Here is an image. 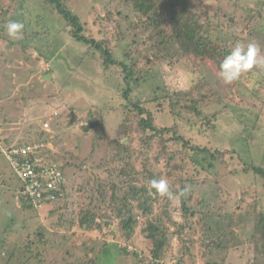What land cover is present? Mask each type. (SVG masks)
<instances>
[{"label":"rangeland","instance_id":"rangeland-1","mask_svg":"<svg viewBox=\"0 0 264 264\" xmlns=\"http://www.w3.org/2000/svg\"><path fill=\"white\" fill-rule=\"evenodd\" d=\"M247 1L256 15L258 10L264 11V0ZM190 3L198 15L213 17L212 13L218 12L225 25L223 30L229 31L225 35L223 30H208L213 44L206 48L209 59L200 67L183 52L186 44L177 46L172 41L162 46L163 37L155 38L157 47L161 46L159 61H155L150 35L140 25L141 14L131 5L120 0H70V6L88 25L86 35L94 36L101 44L111 40L118 60L130 63L125 58L127 52L135 55L149 52L154 61V80L150 78L148 84L142 83L140 77L135 80L138 88L134 96L144 102L149 113V116L145 114L147 124L160 136L151 142L149 157L145 156L150 158V166L142 168L145 163L139 157L134 161L137 174L127 178H121L117 169L121 166L113 164L120 150L111 147L114 138L124 145L131 140L117 134L125 104L120 101L121 85L115 89L122 83L118 78L120 71H111L104 78L106 84L98 86L101 69L94 58L100 55L75 42L68 33L53 42L35 38L26 50L15 46L13 40H6V35L0 39L1 145L7 148L43 140L46 142L43 154L67 167L65 201H57L40 211H25L17 193L22 183L7 156L0 154V244L19 245L10 251L14 255L11 264H92L89 259H96L103 250V261L110 262L116 253L112 246L107 249L106 246L112 244L120 249L128 246L137 249L142 253L141 258L132 252L127 259L132 264H147L157 242L149 237L150 221L161 230L168 227L170 249L166 248L164 255L168 260L175 258L186 264H222L223 261L254 264L256 247L262 250L257 251L258 256L264 255V241H261L264 233H256L257 214L264 213V181L249 171L251 166L264 169V64L257 72L252 69L242 74V82L238 84H225L219 76L223 61L220 49L231 51L237 42L245 45L255 42L264 57V20L256 23L253 19L250 24L242 19V12L236 15L232 9L234 2L230 0H190ZM0 4L4 8L14 7L11 3ZM201 18L206 20L204 16ZM160 31L166 28L160 27L155 32ZM44 56L48 59H43ZM203 79L208 81L207 86L200 83ZM186 92L197 100L200 95L206 96L201 103L204 117L188 118L184 109V121L177 118L178 112H173L172 105H179L178 97ZM227 105L233 106L231 112ZM91 111H95L92 117L104 122L105 130L95 129L97 122L88 118ZM215 112L221 114L218 122H209ZM259 119L261 122L257 124ZM45 121L50 123L48 131L43 127ZM246 131L252 132V138H248L252 143ZM136 135L133 134L136 139L133 147L143 150L137 143L141 136L136 138ZM176 135L187 137L188 147L176 141ZM191 147H205L212 157L204 159V155L196 154ZM143 170L146 173L151 170L160 175L158 179H166L176 198L153 195ZM100 180L103 187L110 182L135 183L146 188L147 198L152 200L145 206L147 198L140 196L131 204L122 205L127 191L122 188L115 203L112 190L109 194L99 190ZM104 198L108 199L106 203ZM182 202L189 209L187 217ZM99 205H104L101 209L111 218L108 226L98 219L90 228L91 215L86 216L88 223L82 226L80 217L89 210L94 214ZM149 207L153 212L146 215L144 209ZM129 211L136 222L133 221L135 225L126 236L131 238L127 240L120 229L130 218L126 214ZM14 224L20 225L18 229H9ZM178 224L187 227L188 239L173 235ZM41 234L45 235L44 239L39 238ZM221 237L225 249L211 248L213 241ZM3 258L4 253L0 254V260ZM259 262H264V257Z\"/></svg>","mask_w":264,"mask_h":264},{"label":"trees","instance_id":"trees-1","mask_svg":"<svg viewBox=\"0 0 264 264\" xmlns=\"http://www.w3.org/2000/svg\"><path fill=\"white\" fill-rule=\"evenodd\" d=\"M0 1H1L0 3H4L3 6H6L8 3H11L12 5L14 4V7L9 6L8 8H4L2 7V4H0L1 5L0 39H4L5 35L7 38L6 40L10 39L6 34L4 27L5 24L9 21H19L24 24V35L22 39L18 41H14V43H17L15 44V46L19 45L23 48V50L28 49L29 48L28 44L30 42H33L35 38H39V41L40 39L42 40L45 39L46 42H49L51 40L53 42L55 41L56 37L61 38L60 36H62L64 33L66 34L68 33L75 42L88 46L90 50L94 49L93 52L94 53L96 52L97 54L100 55V57L94 56L95 57L94 59L97 61L98 67L101 69L100 73H101V78H103L102 79L103 82H104V78L108 77L107 75L111 73V71L112 72L120 71V73L118 72L119 73L118 78H120L122 83L119 84L118 87L116 86L117 88L115 87V89L117 90L121 85L122 88L119 91L121 95L120 101L124 102L125 104L123 106L124 116L122 117V123H120L119 125L120 127L117 130V134H119L120 136L123 135V137L130 138L131 140L129 143H127V145H124L115 138L112 139L111 142L112 149L120 150V153L118 154L113 164L121 166V168H117L118 170H120L121 178L122 177L127 178V177H131V175L137 174V172L135 171L134 161L137 160L139 157H143V163H145V165H143L142 168L145 167V169H147L151 164L150 163L151 160L150 158H146L145 156L149 157V154L152 150L151 142H153L155 138L157 137L159 138L160 134L158 131L153 130L154 128L152 125L147 124L148 119L145 118V114L146 116H149V113L146 112L144 109L143 106L144 102L140 100L137 101L134 96V94L136 93L135 91L138 88L134 85V82L135 80H139V77L142 79V83L144 84L150 83V78L154 80L156 76V72L154 71V63H153L154 61L151 58V54H149V52H145L143 55H135L126 51L127 53L125 54V58L130 63H127L125 60L122 61L118 60L117 58H119V56L117 55V57H115L116 53H114V48L111 45V40L108 41V44H101V42H97L95 40L94 36L86 35L88 25L82 20L78 12L70 6V0H43L42 2H39V0H4V1L0 0ZM120 1H123L124 5L125 4L131 5L135 10L138 11L139 14H141L140 25H142V27H144L150 35L149 44L151 46L150 49L154 51L153 57L155 61H159L158 54L160 53L159 49H161V46L157 47L155 38L163 37L164 41L160 43L162 46L169 45V43H172V41L175 42L177 46H179L180 44L183 47L186 44L185 48L184 49L182 48L184 50L183 52H185L187 58L191 60L195 66L200 67L202 64H204L207 61V59H209V53L207 52L206 48L208 46H212L213 44V43L211 44L212 42L210 36L211 33L209 34L208 30H210L211 28H214L216 30L225 29V25L221 23V16L218 12L216 13L213 12L212 13L213 17H210L206 14L203 15L206 18V20L203 19L205 20L203 21L201 18L203 16L198 15L197 13L194 12L193 10L194 8L193 5L190 3V0H120ZM230 1L234 2L232 9L234 8L236 15L238 13L239 16V14H241L242 12L243 13L241 15L243 17L242 19L250 21V24L252 23L253 19L256 20V23H263L262 20H264V14H263L264 11L260 12L257 9L258 13L256 15V13H254V9H251L249 7L247 0H230ZM249 12L251 13V15H249V17L245 16L246 14L244 13H249ZM56 15L61 16L62 19L60 17H57ZM47 26L49 27L52 26V27L47 28ZM160 27L166 28V31H164L165 33L163 31H160L159 34L155 32ZM223 32L225 33V35L229 34V31L223 30ZM252 32L253 31L250 32V35ZM46 42L43 41L42 43H46ZM144 42L146 41L144 40ZM219 51L223 54V59L230 53L229 49L228 50L220 49ZM43 59L47 60L48 58H45L44 56ZM142 66L149 69H141ZM140 70L143 71L144 73H142ZM253 70L256 72L259 71V69L255 67L253 68ZM142 74L144 75L141 76ZM241 82L242 81L239 79L235 83L238 84ZM200 83H202V85L204 84L205 86L208 85V81L206 79H203ZM105 84L106 83H104V85ZM182 94H183L182 97H178V99H180L178 101L179 105L177 106L172 105L174 108L173 112H178L177 118L180 119L181 121H184L183 120L184 118L182 117L184 111H186V117L188 118L197 119L199 117H204L201 111L204 109V107L202 106L201 103L205 101L206 96L200 95L201 98L197 100L194 97H192L193 94L190 92H186ZM216 99H218V97ZM227 107L230 109L231 112L233 106L227 105ZM94 112L95 111H91L88 115V118L92 119L91 121L97 122L95 124L96 125L95 129H99L100 127L105 130L106 128L104 122H99L98 120L95 119V117H92ZM219 115L221 114L216 112L213 113L211 115L212 117L209 122L215 120L218 122V117H220ZM256 122L258 124L259 122H261V119L257 120ZM86 130H89V128L86 127ZM151 131L153 132L155 131V132L148 136L145 135L147 134V132H151ZM246 132L248 133V134L245 133V135H247V139L252 138L253 136L252 132L250 131H246ZM135 133L137 134L136 138L141 136L137 143H140V145L144 147L143 150L139 151L138 148L133 147L136 142V139L133 136V134ZM175 139L176 141L183 143L185 148L186 146L188 147L187 137H184L182 135H176ZM105 140L107 141V139ZM248 140L249 142L251 141L250 139ZM99 141H103V140L101 139ZM2 143L3 142L0 139V145ZM41 143H45V141ZM2 148H4V146H2ZM191 149H193L194 152H196V154L200 153L199 155H204V159H207L209 156L212 157V155H210V153L208 152L207 149H205V147L204 148L191 147ZM203 151H206L208 153H203ZM0 154L6 155L1 151V149H0ZM206 154H208L207 157ZM41 156L44 157L46 161L49 162L53 161V159L50 160L48 156L45 154H42ZM42 157L38 159H42ZM213 159L214 157L212 158V160ZM60 166H61L60 169L62 171V174L65 178L64 172L67 167L63 163H60ZM143 171L145 174L148 175L149 181L153 179L158 180V178L160 177L159 174H154L151 170L148 173H146L145 170ZM249 171L254 176L256 177L258 176L264 181L263 168L257 166H251V169ZM64 180H65V184L63 186L64 195L63 197H60L58 200L61 201L62 203L65 201L64 198L68 197V189L66 188L67 179L65 178ZM21 183H22V187L20 191H18L17 193L19 194L20 200L22 201L23 209L25 211L31 209H35L38 211L42 210L43 208L35 207L32 199L29 196L25 197L23 195L24 184L22 181ZM98 183H100L99 186L100 191L102 190L106 194H109L110 190L113 191L112 195L115 203H117L116 201L118 200L117 195L121 194L122 188H124V190H127L124 193L125 196L122 199V205L123 204L126 205V203L131 204L132 201L139 199L140 196L143 198H147L148 190L144 187H138L137 185H135V183H129L127 181L110 182V184H108L105 187H103L101 180ZM151 200L152 199L147 198L146 202H144V205L146 206L147 204H149ZM107 201L108 199L104 198L103 202L106 203ZM46 206L44 208H46ZM182 206H183L184 214H186L187 217L189 215V209H187L185 202H182ZM102 207H104V205L102 206L99 205L96 208V212L94 214L92 211L89 210L87 213L82 215L79 219V221L81 220L82 222L81 225L83 226L84 223H88V219L86 220V216L91 215L92 218L89 227L91 226V224H93L92 222H95L98 219L104 220L106 222V226H108V224L111 222L110 221L111 218L110 216H108V213H105V210L101 209ZM54 208L52 211L55 210ZM58 208L59 207H57L56 209ZM144 211L146 215L150 213L152 214L153 212L150 209V207L144 209ZM126 214L127 216L129 215L130 218L127 219V222L124 223V228L120 229L122 231V233L120 234L124 235V237L122 235L123 238H125L128 235L129 231H132L134 227L133 225H135V223L133 224L134 221L133 218L131 219V212L129 211ZM257 215H258L257 218L259 219L258 220L259 223L257 224L256 233L260 234L259 231L264 233V227H263L264 213L260 212ZM150 222L151 223H148L151 226L149 227L151 232V235H149V237L152 239V241L155 240L157 242L154 243L153 245V249L150 252V257L147 261V264H151L150 261L151 259L156 260L157 261L156 264H158L159 262L161 261L164 262L166 260L164 256L166 252V248L167 251L170 249V244L168 242L169 238L167 233L169 230L168 227L161 230L156 224L152 223V221ZM19 226L20 225L18 224L10 225L9 229L10 228L12 230L18 229ZM186 229H187L186 226H182L178 224V228L173 233V235H177L178 237L185 236V238L188 239L189 236L188 235L186 236L185 233ZM44 237L45 235L41 234L39 238L44 239ZM130 238L131 237H126L127 240H130ZM222 238L223 237L215 239L213 243L210 245V247L216 249L217 251H221L222 249H225L222 242ZM261 241H264V237L263 239H261ZM11 243L13 244L12 246H9L8 244H2V243L0 244V254L2 253L5 254V258H3V260L6 261L8 260L10 262L14 261L13 251L12 252L10 251L14 250V246L15 248H19L18 243L16 244L13 242ZM44 246L48 247V244ZM110 246H112L113 249L115 250L116 256L111 257L110 262H104L103 261L104 250H103L96 257V259L94 258L89 259L91 260L92 264H126L127 256L129 257L130 254L128 249L126 247H122V249H120L116 244L109 245L108 247L106 246V249L109 248ZM25 250L27 251L26 248ZM6 251H8V253ZM257 251L262 252V250L259 249L258 247L255 248L257 262H254V264H264V262L262 263L259 262L260 259L264 257L263 253L262 256L259 257ZM139 258H141L140 255ZM164 263L161 262L159 264H164ZM207 264H218V263L208 262ZM222 264H228V263H226V261H223Z\"/></svg>","mask_w":264,"mask_h":264},{"label":"built area","instance_id":"built-area-1","mask_svg":"<svg viewBox=\"0 0 264 264\" xmlns=\"http://www.w3.org/2000/svg\"><path fill=\"white\" fill-rule=\"evenodd\" d=\"M43 127L48 131L50 123L43 122ZM44 148L43 143L14 146L9 149H4L0 145L1 151L6 154L24 184L23 195L29 196L36 208H44L46 205L56 203L64 195L65 178L59 161H46L41 156ZM40 157L42 159H38ZM128 251L132 252L133 248L129 246ZM164 264H185V262L174 258Z\"/></svg>","mask_w":264,"mask_h":264},{"label":"clouds","instance_id":"clouds-1","mask_svg":"<svg viewBox=\"0 0 264 264\" xmlns=\"http://www.w3.org/2000/svg\"><path fill=\"white\" fill-rule=\"evenodd\" d=\"M4 27L7 36L11 40L18 41L22 39L24 35L23 23L19 21H9ZM261 64H264V57L261 56V50L257 43L249 42L245 45L243 43L237 42L231 49L230 53L221 62L219 66V76L225 84H232L237 82L242 74L251 71L254 67L259 68ZM97 85L100 87L104 86L101 76ZM42 141L36 143H41ZM43 144H46V142ZM149 183L151 188L155 190L153 195L163 196L170 200L176 198V194L170 189L169 183L166 179H153ZM180 194H183V190ZM132 252L138 253L140 257L142 255V253H139L138 250H135L134 248ZM150 261L151 264L157 263V261L154 259H151Z\"/></svg>","mask_w":264,"mask_h":264},{"label":"crops","instance_id":"crops-1","mask_svg":"<svg viewBox=\"0 0 264 264\" xmlns=\"http://www.w3.org/2000/svg\"><path fill=\"white\" fill-rule=\"evenodd\" d=\"M46 122V121H45ZM19 146H21V145H19ZM11 147H14V146H8L7 148H4V149H8V148H11ZM56 254V253H55ZM58 254V253H57ZM167 261H169L168 259H166ZM1 262H4L3 264H11V262L10 261H6V260H0ZM2 264V263H1ZM126 264H132L131 263V261H130V259H126Z\"/></svg>","mask_w":264,"mask_h":264},{"label":"water","instance_id":"water-1","mask_svg":"<svg viewBox=\"0 0 264 264\" xmlns=\"http://www.w3.org/2000/svg\"><path fill=\"white\" fill-rule=\"evenodd\" d=\"M47 76H48V77H47L48 79H50V78H51V76H50V75H47Z\"/></svg>","mask_w":264,"mask_h":264}]
</instances>
